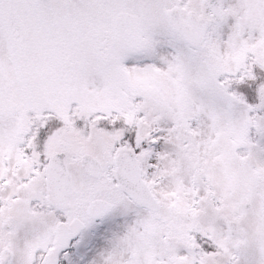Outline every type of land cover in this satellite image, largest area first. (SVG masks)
I'll use <instances>...</instances> for the list:
<instances>
[{
    "label": "snow or ice",
    "instance_id": "6c2138e0",
    "mask_svg": "<svg viewBox=\"0 0 264 264\" xmlns=\"http://www.w3.org/2000/svg\"><path fill=\"white\" fill-rule=\"evenodd\" d=\"M0 264H264V0H0Z\"/></svg>",
    "mask_w": 264,
    "mask_h": 264
}]
</instances>
